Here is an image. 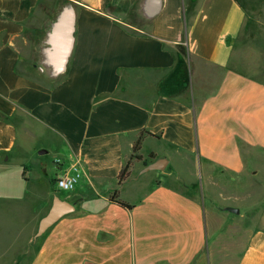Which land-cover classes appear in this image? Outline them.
<instances>
[{
    "label": "crops",
    "instance_id": "1",
    "mask_svg": "<svg viewBox=\"0 0 264 264\" xmlns=\"http://www.w3.org/2000/svg\"><path fill=\"white\" fill-rule=\"evenodd\" d=\"M50 1L0 0V242L37 230L55 197L74 211L11 264L194 263L206 210L178 188L189 184L179 167L240 175L243 147L264 152V0H54L34 58L28 40ZM67 9L72 41L57 70L44 47ZM23 47L54 84L18 70ZM141 134L142 160L118 184ZM161 158L172 171L144 172ZM64 174L76 177L68 195L54 184ZM115 190L132 209L110 201ZM236 264H264V205Z\"/></svg>",
    "mask_w": 264,
    "mask_h": 264
},
{
    "label": "rangeland",
    "instance_id": "2",
    "mask_svg": "<svg viewBox=\"0 0 264 264\" xmlns=\"http://www.w3.org/2000/svg\"><path fill=\"white\" fill-rule=\"evenodd\" d=\"M48 7V11L44 15H39L37 21L39 33L28 40L31 48L34 45V48H32L35 53L33 55L34 58H36V54L38 55L40 43L48 38L46 37L47 30L56 16L54 11L58 7L57 1L51 0ZM48 48L50 49L51 45L46 42L44 54L46 60L49 61ZM26 50L27 47H23L25 53L18 70L47 86L54 84L48 74H37L33 70V68L37 67L33 63L26 61L27 58H31L26 55ZM46 65L52 69L51 63ZM243 151L246 169L240 175L222 172L216 168L207 169L205 174L203 170L200 171L198 168H189L186 163L179 167L182 171L186 170V183L189 184H187L188 189H186L182 182H178V188L187 190L190 194L200 198L206 210L208 224L209 242L206 252L202 253L192 264H236L247 244L252 227L262 211L264 205V152L259 151L257 148L249 147H243ZM42 158L52 162L54 158L53 152L43 155ZM173 168L172 164L168 163L164 171H172ZM190 169V173H187V170ZM209 176H214L215 178L212 186H209V180H212ZM58 192L60 195L71 193V191ZM229 208L238 209L239 212L236 214L229 211ZM241 215H243L242 218ZM211 217H213V220ZM36 231V229L33 231L24 229L20 233V238H12L0 242V252L3 253L5 264H11L16 259H20V257H23L24 261L30 260L41 237L35 238Z\"/></svg>",
    "mask_w": 264,
    "mask_h": 264
},
{
    "label": "water",
    "instance_id": "3",
    "mask_svg": "<svg viewBox=\"0 0 264 264\" xmlns=\"http://www.w3.org/2000/svg\"><path fill=\"white\" fill-rule=\"evenodd\" d=\"M71 12H72V22L69 25L67 26L63 25L56 31H53L52 29L53 39L51 42H49L51 45L50 59L52 61V64L58 67L64 66L71 47L73 21H74L73 11ZM44 152L45 151H41L40 153L42 154ZM167 162L168 161L165 158L158 159L153 163H151L150 165L146 166L144 168V172L162 171L165 169ZM73 211H74L73 205H71L67 201L55 197L52 201V205L48 210L47 214L44 217H42L38 223L35 238L42 236L45 233V231L48 228H50L52 225H54V223H56L60 218H62L67 214L72 213ZM229 211H232L236 214L239 212L238 209H232V208H229Z\"/></svg>",
    "mask_w": 264,
    "mask_h": 264
},
{
    "label": "trees",
    "instance_id": "4",
    "mask_svg": "<svg viewBox=\"0 0 264 264\" xmlns=\"http://www.w3.org/2000/svg\"><path fill=\"white\" fill-rule=\"evenodd\" d=\"M143 138V134L140 135V137L136 140V142L133 145V151H132V155L130 157V159L124 164L123 168L121 169L119 175H118V184H121L122 182H124L130 173V166H131V160H137V161H141L142 157L140 155H138V151L140 149V145H141V141ZM151 159H154L153 155H150ZM110 201L117 204L118 206L125 208L127 210H130L133 208L132 205L127 204L123 201H121L118 198V191L115 190L112 195L110 196Z\"/></svg>",
    "mask_w": 264,
    "mask_h": 264
},
{
    "label": "built area",
    "instance_id": "5",
    "mask_svg": "<svg viewBox=\"0 0 264 264\" xmlns=\"http://www.w3.org/2000/svg\"><path fill=\"white\" fill-rule=\"evenodd\" d=\"M75 183L76 177L69 174L57 177L54 181V184L59 191H70L73 189Z\"/></svg>",
    "mask_w": 264,
    "mask_h": 264
},
{
    "label": "bare ground",
    "instance_id": "6",
    "mask_svg": "<svg viewBox=\"0 0 264 264\" xmlns=\"http://www.w3.org/2000/svg\"><path fill=\"white\" fill-rule=\"evenodd\" d=\"M72 22V12H71V9L70 10H65L63 13H62V16L59 18V20L57 21L56 24H54V27H53V31H56L57 29H59L61 26L65 25H69L70 23ZM53 39L52 37V33L50 34V37H49V42H51ZM66 53V51H65ZM64 53V54H65ZM48 56H49V59H50V50L48 51ZM50 62L52 63L51 59H50ZM49 62V63H50ZM54 68L59 70L63 67H58V66H55L54 65ZM64 71V70H63ZM62 72V71H61Z\"/></svg>",
    "mask_w": 264,
    "mask_h": 264
}]
</instances>
